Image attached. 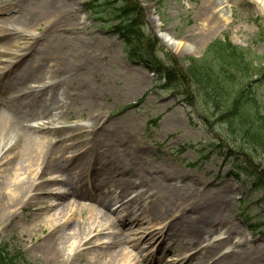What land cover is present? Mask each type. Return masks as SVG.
I'll list each match as a JSON object with an SVG mask.
<instances>
[{"label": "rangeland", "instance_id": "1", "mask_svg": "<svg viewBox=\"0 0 264 264\" xmlns=\"http://www.w3.org/2000/svg\"><path fill=\"white\" fill-rule=\"evenodd\" d=\"M94 1L100 2L74 0L75 25L66 31L77 50L78 66L89 68L86 76L80 74L74 78L72 91L77 100L72 103L68 114H64L61 125L78 130L66 131V134H75L80 128L91 124V115L100 113L108 118L115 130L131 129V145L125 151L120 146L108 150L115 152L120 159L125 158V161H121L124 169L118 171L114 163L111 167L107 166L108 172L112 178L124 177L133 181L139 175L146 176L147 186L132 187L125 200L146 190V197L150 195L149 199L158 198L157 203L160 200L167 204L172 213L170 218L157 224L143 212V227L154 225L159 228L179 216L192 222L195 212L188 205H181L180 200L185 196L196 199L199 208L203 207L207 199L211 202L218 200L223 202L225 223L232 222L235 225L238 233L246 238L247 248L258 246L264 249V192L255 188L248 177L239 173L234 166L235 157L240 156L243 162L259 163L264 169V154L251 145L252 150L247 152L236 149L235 143H240V140L235 133L229 132L224 121L232 120L233 116L227 114L221 118L217 109L208 111L201 100L203 93L198 95L199 91H195L190 83H185V77L180 73V65H186V57L201 56L206 47L216 40H229L259 62L258 69L264 68V0H229L223 7L224 16L216 14V7L208 8L207 0H138L148 30L158 38L164 49L157 51L156 55L175 72L174 85L169 83L170 86L166 85V79L159 80L156 72L130 59L123 42L111 31L110 24L115 21H110L107 14L104 19H99L91 7ZM157 26L177 41L174 48L167 46L158 36ZM35 32L38 33L37 30ZM7 39H1L0 43H5ZM10 41L16 42L18 38L10 36ZM9 56L0 55L1 61ZM171 57L180 63L171 62ZM47 63L49 65L51 62ZM63 78H68L67 74ZM259 78L255 92L264 111V76ZM30 79H27V85L31 84ZM35 80V84L41 85L40 79ZM84 80L89 84L88 92L78 89ZM5 93L14 95L9 90H5ZM12 104L14 108L18 107L17 98ZM42 119L43 122L47 121V118ZM36 122L31 120L28 123ZM52 125L50 123L48 127ZM105 142L109 141L106 139ZM68 151L62 152L63 157H70ZM113 162L111 159L109 164ZM90 163L87 154L77 160H70L68 168L73 173L72 186L78 187L77 180L82 177L95 175ZM5 176L11 175L7 172ZM44 177L51 180L50 189L53 192L65 190L57 183L64 177L62 173L52 169ZM93 183L95 187L102 186L98 181ZM43 196L39 200L44 202L38 205L43 210L34 211L35 214L31 213L32 207L24 210L15 208L16 224L12 222L11 215L0 211V250L21 254L23 264H66L44 261L39 257L35 243L36 238L43 237L54 225L65 220L71 221L70 225L66 230L58 231L56 236L63 241L68 240L64 245L70 258L73 253L76 254L74 264H92L93 261L96 264H119L120 240L116 235L138 253L130 264H161L162 259L168 261L184 255L191 256L193 262L196 261L199 248L207 243L215 244L217 239L225 237L224 229L211 228L212 231H209V228L201 226L199 231L204 238L198 245L186 240L171 245L172 241L162 243L158 237L142 240L137 233L140 231L138 224L133 223L129 229L118 226L116 220L126 217L128 221H133L134 216L141 214L146 205L144 201L136 203L139 209L135 215H127L115 203L110 209L102 207L94 194L87 198L88 201H94L88 206L102 215L103 221L100 222L88 218L86 210H80L75 203L64 209V203H59L52 194ZM36 215L40 223L46 226L32 237L26 227L34 222L33 217ZM198 225L195 224L196 227ZM70 233H73L72 237H69ZM85 239L90 240L85 245L86 251L82 252L80 248ZM232 249H235L232 240L226 241L216 253H210L209 263ZM110 255H116V260H109ZM203 263L204 259L197 262Z\"/></svg>", "mask_w": 264, "mask_h": 264}, {"label": "bare ground", "instance_id": "2", "mask_svg": "<svg viewBox=\"0 0 264 264\" xmlns=\"http://www.w3.org/2000/svg\"><path fill=\"white\" fill-rule=\"evenodd\" d=\"M229 2L207 0L206 3L208 8H217L216 14L224 16L223 7ZM75 12L74 0H0V40L8 38L5 43H0V55H10L5 61L0 58V64L4 62L0 65V211L11 215L12 222L16 224V207L21 210L32 207L31 213L35 214L40 209L43 210L38 205L44 200L39 199L44 197L43 195L52 194L55 200L64 203V209L75 203L80 210H86L88 218L101 222L102 215L88 206L94 201H88L87 198L94 194L102 207L110 209L115 203L118 208H123L127 215H135L139 209L136 208V203L144 201L146 205L141 214L134 216L133 221H128L126 217L116 220L118 226L129 229L133 223L138 224L139 239L158 237L162 243L172 241L171 245H178L185 240L198 245L204 238L199 231L201 226L209 228V231H212L211 228L225 230V237L217 239L215 244L207 243L198 249L196 261L192 262L191 256L184 255L182 258L168 261L162 259L161 264H197L201 259H204L203 264H264V249L258 246L247 248L246 238L238 233L235 225L232 222L225 223L223 202L218 200L211 202L207 199L203 207L199 208L200 204L196 199L185 196L180 200L181 205H188L195 212L192 222L179 216L159 228L154 225H141L145 218L142 217L143 212L147 213L145 216H151L157 224L170 218L172 213L167 204L160 200L157 203L158 198L149 199L150 195L146 197V190H141L136 197L125 200L132 187L147 186L146 176L139 175L137 180L133 181L124 177L112 178L108 172L107 166L111 167L114 163L117 164L118 171L124 169L121 161L125 158L120 159L115 152L108 150L110 147L120 146L121 150L125 151L126 147L131 145V129L115 130L110 126L108 118L100 113L91 115V124L80 128L75 134H66V131L78 130L61 125L65 119L64 114H68L72 103L77 100L74 90L72 91L74 78L80 74L86 76L89 72L87 66H78L77 50L66 33L75 25ZM157 34L167 46L175 47L177 41L162 32L158 26ZM10 36L18 38V41L11 42ZM49 61L51 63L48 65ZM64 74H67L68 78L64 79ZM28 78L32 81L29 85L26 84ZM35 79H40L41 85L35 84ZM78 89L88 92L89 84L84 80ZM5 90L14 95H8ZM16 98L18 107L14 108L12 101ZM54 110L56 111L53 112ZM42 118H47V121L43 122ZM31 120L38 122L29 124ZM50 123H53L51 128L48 127ZM80 138L83 139L79 140ZM106 139L109 142H105ZM67 150L69 158L62 155V152ZM85 154L88 155L90 167L95 175L78 179L79 185L74 187L73 173L71 174L68 168L69 162ZM111 159L114 162L109 164ZM52 169L64 175L61 180H55L65 188L62 192H53L50 189L51 180L44 177L45 173ZM7 172L10 177L5 176ZM94 181H98L102 186L95 187ZM67 200L70 202H65ZM33 220L34 222L26 227L32 237L36 236L38 231H43L46 226L45 223H40L37 215ZM70 223L71 221L65 220L54 225L43 237L36 238L39 257L44 261L74 264L76 254L73 253L70 258L64 245L68 240L63 241L56 236L58 231L66 230ZM195 224L199 225L196 227ZM72 235L73 233H70L69 237ZM116 238L120 240L119 264H130L138 255L136 249L123 242L120 236L116 235ZM89 240H83L80 248L82 252L86 251L85 245ZM229 240H232L235 249L223 253L209 263L208 257L212 255L210 253H216L217 249ZM116 258V255H110L109 260L115 261ZM92 264L96 262L93 261Z\"/></svg>", "mask_w": 264, "mask_h": 264}, {"label": "trees", "instance_id": "3", "mask_svg": "<svg viewBox=\"0 0 264 264\" xmlns=\"http://www.w3.org/2000/svg\"><path fill=\"white\" fill-rule=\"evenodd\" d=\"M92 4L99 19H104L107 14L110 21H115L110 24L111 31L123 42L132 61L156 72L159 80L166 79L167 86L174 85L175 72L156 55L157 51L164 49L158 38L148 30L138 0H100ZM185 60L186 65H180V73L185 77V83H190L195 91H199L198 95L203 93L201 100L205 108L208 111L217 109L221 118L227 114L233 116L232 120L224 121L229 132L235 133L240 140V143H235L236 149L247 152L252 150V146L263 155L264 111L255 92L261 79L257 78L264 76V68H257L260 63L229 40L213 41L201 56L186 57ZM171 62L180 63L175 57H171ZM234 166L248 177L255 188L264 192V169L259 163L243 162L240 156H236ZM0 264H23V258L17 252L1 249Z\"/></svg>", "mask_w": 264, "mask_h": 264}]
</instances>
